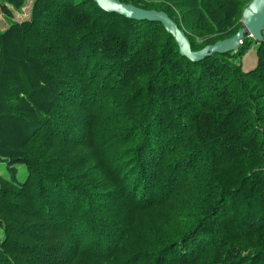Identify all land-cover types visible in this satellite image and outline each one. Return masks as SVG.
<instances>
[{
	"label": "trees",
	"instance_id": "obj_1",
	"mask_svg": "<svg viewBox=\"0 0 264 264\" xmlns=\"http://www.w3.org/2000/svg\"><path fill=\"white\" fill-rule=\"evenodd\" d=\"M119 1L166 12L198 50L231 36L249 0ZM27 2L0 0V264H264V38L249 37L244 71L245 39L193 62L158 22L91 0H30L14 20ZM78 146L113 162L102 188L131 181L132 208L163 209L123 258Z\"/></svg>",
	"mask_w": 264,
	"mask_h": 264
},
{
	"label": "rangeland",
	"instance_id": "obj_2",
	"mask_svg": "<svg viewBox=\"0 0 264 264\" xmlns=\"http://www.w3.org/2000/svg\"><path fill=\"white\" fill-rule=\"evenodd\" d=\"M29 5H30V0H28L27 4L23 7L21 11L24 12L23 15H20L21 12L14 11L13 19L19 21L27 18L29 12V8H28ZM9 22L10 19L4 18L0 13V29L6 28ZM237 26L238 29L242 26L240 19L236 22L235 27ZM249 37L250 36H245L243 38V40L245 39L247 43L249 42V44L246 48H244L245 51L243 52V54L239 55V64L241 65V68L244 71L255 68L257 62V56L255 51L256 44L252 40L253 38L252 39L250 38L249 40ZM195 39H198L197 41H199V38L195 37ZM197 43L198 42H196V44ZM71 122L73 124L74 121L72 120ZM68 123L70 124V122ZM72 151L74 154V160L75 162H77L75 170H81L85 172L87 174L86 177L87 180L88 181L90 180L89 181L90 183L92 182L91 180H93L94 186L96 185L99 188V189L94 188L92 191L89 192V194L93 197L94 204H96V206L99 208L98 210L99 214L96 215V218L100 222L99 223L100 228L101 229L106 228V230L108 229L116 230V227L117 228L120 227L118 231L123 229V233H124L123 239H125L126 241L124 240L125 242L124 241L122 242V240H120L119 242H117L123 245L117 249V251L120 252L119 255H121V257L123 258V256L126 255L125 252L126 250L123 248L128 247L132 244L133 241L129 238H132L133 234L136 235L135 232L137 231L136 228L142 226L146 227L148 225L155 224L154 222L158 219L159 216H161L163 209L158 206L156 207L153 206L152 208H148L144 210H139L138 208H132L128 204L127 202L128 200L126 196L127 192H129L130 190L129 186L131 187V181L115 184L112 187H108V188L107 187L102 188L100 185H98L96 182H100V181L101 183L106 184V181H108L112 175V172L109 171V169L107 168V164L109 162L113 164L112 161H109L110 157H108V155H102L101 152L95 153L91 148L82 147V146H78ZM94 162H99V163L95 164ZM78 163H80V165ZM112 171H114L113 168ZM6 173L7 172H6L5 163L0 162V174H6ZM25 174H26L25 167L23 165L17 166V179L19 181H22L25 178ZM117 175L120 176L121 172L117 171ZM125 225H127L128 227H125ZM83 227L86 228L89 226L84 224ZM1 232L2 231L0 229V238L2 236ZM103 234L104 232H101V234L98 235V238L96 237L98 243H102L104 239ZM125 236L127 237L125 238ZM83 238L88 240V243H90L89 241L91 239L90 236L86 238V235H84ZM97 248L99 249L97 250L98 252H103L105 250V247L104 248L97 247ZM110 252L114 253L116 251L110 249Z\"/></svg>",
	"mask_w": 264,
	"mask_h": 264
},
{
	"label": "water",
	"instance_id": "obj_3",
	"mask_svg": "<svg viewBox=\"0 0 264 264\" xmlns=\"http://www.w3.org/2000/svg\"><path fill=\"white\" fill-rule=\"evenodd\" d=\"M91 1L105 12L116 13L132 20L160 23L164 30L173 37L179 54L193 62H198L206 56L235 52L245 36H250L257 42L264 38L262 34L264 29V0H250L248 2L241 13L242 26L232 36L207 44L199 50L191 49L185 32L162 10L143 9L119 0Z\"/></svg>",
	"mask_w": 264,
	"mask_h": 264
},
{
	"label": "crops",
	"instance_id": "obj_4",
	"mask_svg": "<svg viewBox=\"0 0 264 264\" xmlns=\"http://www.w3.org/2000/svg\"><path fill=\"white\" fill-rule=\"evenodd\" d=\"M28 8H29V6H28ZM23 13H24V12H21V14H20V15H23ZM6 27H7V26H6Z\"/></svg>",
	"mask_w": 264,
	"mask_h": 264
}]
</instances>
